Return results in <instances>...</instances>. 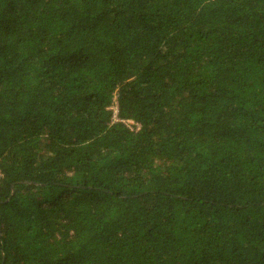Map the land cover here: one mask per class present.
Here are the masks:
<instances>
[{"label": "trees", "instance_id": "obj_1", "mask_svg": "<svg viewBox=\"0 0 264 264\" xmlns=\"http://www.w3.org/2000/svg\"><path fill=\"white\" fill-rule=\"evenodd\" d=\"M0 264H264V0H0Z\"/></svg>", "mask_w": 264, "mask_h": 264}, {"label": "built area", "instance_id": "obj_2", "mask_svg": "<svg viewBox=\"0 0 264 264\" xmlns=\"http://www.w3.org/2000/svg\"><path fill=\"white\" fill-rule=\"evenodd\" d=\"M111 110L113 111V120L114 121H119L118 117H117V106L114 105L113 107H111ZM122 123H124L127 127H129L132 131H138L140 129V126L138 124H135L133 122H126V121H121Z\"/></svg>", "mask_w": 264, "mask_h": 264}]
</instances>
